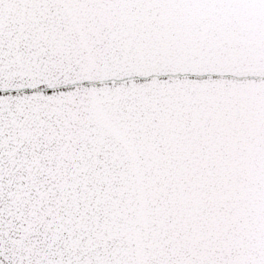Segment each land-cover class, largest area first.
Returning <instances> with one entry per match:
<instances>
[{
	"label": "snow or ice",
	"instance_id": "1",
	"mask_svg": "<svg viewBox=\"0 0 264 264\" xmlns=\"http://www.w3.org/2000/svg\"><path fill=\"white\" fill-rule=\"evenodd\" d=\"M0 264H264V0H0Z\"/></svg>",
	"mask_w": 264,
	"mask_h": 264
}]
</instances>
